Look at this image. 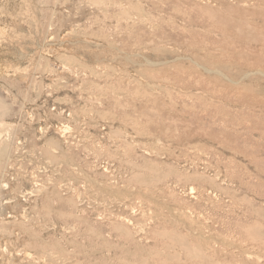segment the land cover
Wrapping results in <instances>:
<instances>
[{
    "label": "rangeland",
    "instance_id": "1",
    "mask_svg": "<svg viewBox=\"0 0 264 264\" xmlns=\"http://www.w3.org/2000/svg\"><path fill=\"white\" fill-rule=\"evenodd\" d=\"M0 264H264V0H0Z\"/></svg>",
    "mask_w": 264,
    "mask_h": 264
},
{
    "label": "bare ground",
    "instance_id": "2",
    "mask_svg": "<svg viewBox=\"0 0 264 264\" xmlns=\"http://www.w3.org/2000/svg\"><path fill=\"white\" fill-rule=\"evenodd\" d=\"M245 41V40H244ZM221 72V71H220Z\"/></svg>",
    "mask_w": 264,
    "mask_h": 264
}]
</instances>
